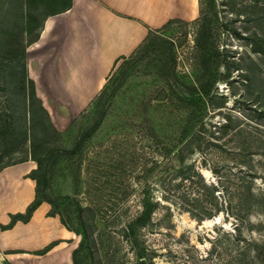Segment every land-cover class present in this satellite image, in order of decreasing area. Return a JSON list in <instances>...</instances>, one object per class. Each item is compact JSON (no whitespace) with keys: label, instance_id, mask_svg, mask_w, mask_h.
Instances as JSON below:
<instances>
[{"label":"rangeland","instance_id":"1","mask_svg":"<svg viewBox=\"0 0 264 264\" xmlns=\"http://www.w3.org/2000/svg\"><path fill=\"white\" fill-rule=\"evenodd\" d=\"M67 2L0 0V168L44 175L74 264H264V0H202L205 16L152 32L84 109L49 113L25 48ZM195 78L217 80L197 112L182 101Z\"/></svg>","mask_w":264,"mask_h":264},{"label":"crops","instance_id":"2","mask_svg":"<svg viewBox=\"0 0 264 264\" xmlns=\"http://www.w3.org/2000/svg\"><path fill=\"white\" fill-rule=\"evenodd\" d=\"M198 10V0H68L43 18L25 49L36 97L49 113L84 109L114 63L135 52L149 32L171 20H194ZM34 169L30 160L0 168V226L34 200ZM50 210L42 201L26 221L0 227V264H74L76 240Z\"/></svg>","mask_w":264,"mask_h":264},{"label":"trees","instance_id":"3","mask_svg":"<svg viewBox=\"0 0 264 264\" xmlns=\"http://www.w3.org/2000/svg\"><path fill=\"white\" fill-rule=\"evenodd\" d=\"M202 4H203L202 0H198L199 14L201 16H205L204 15V12L201 11ZM171 21H173V20H171ZM169 22H167V23H169ZM167 23L165 25H167ZM164 26H162L161 28H163ZM202 29H205V26H203ZM155 31H153V32H155ZM151 33L152 32H149V34L145 38L144 42L147 40V38L149 37V35ZM35 38L31 39L28 44L32 43L35 40ZM122 58H124V57H122ZM195 81H196V84L198 83V85L196 87V90L193 91L192 97L190 99H182V101L185 102L184 103L185 104V107H187V108L194 107L195 108V112H197L198 109H199V104H200V101H201L202 96L203 95H206V94H208L210 92L211 88L213 87L214 83L217 80L216 79H213L212 81L207 80V81H204V82L200 83V79L195 78ZM196 114L197 113H195V115ZM195 115H190L189 118L186 119L185 124H184L183 133L187 132V130L189 128L191 129L192 126H193V124H194V122H196L198 120V116H195ZM84 137L85 136H83L81 138V140H79L77 142V144L72 149L61 150L60 152H62L64 155H66L68 157H73V156L79 155L80 154L81 141L84 139ZM164 149H165V147H163V146L159 147V151H161V152ZM36 170H37V168H35L34 170H32L30 172V174H29L30 177L35 181L34 200L27 206V208L25 209V211L23 213L10 214L9 215V217H10L9 223L7 225L0 226L1 228H8V227H10L16 220L26 221L29 218V216L31 215L32 211L38 206V204L40 202H42V201L47 202L46 198L39 197V194L41 193V190H39V186L42 185L43 190L46 189V183H45V177H44V175H41L39 177H36V176L31 175V173H35ZM50 213L51 214H56V213H53L51 211H50ZM60 221H61V219H60ZM61 223L63 224L62 221H61ZM135 223H137V221ZM49 248H50V246L45 247L43 250H41L39 252V254H42V253L46 252Z\"/></svg>","mask_w":264,"mask_h":264}]
</instances>
